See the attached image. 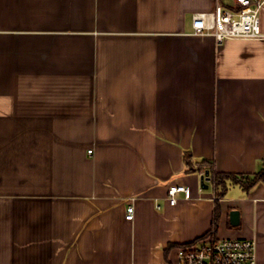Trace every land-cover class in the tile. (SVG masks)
Wrapping results in <instances>:
<instances>
[{"label": "crops", "instance_id": "1", "mask_svg": "<svg viewBox=\"0 0 264 264\" xmlns=\"http://www.w3.org/2000/svg\"><path fill=\"white\" fill-rule=\"evenodd\" d=\"M235 1L0 0V264H175L207 235L264 264V180L217 196L184 158L264 167V39L191 34Z\"/></svg>", "mask_w": 264, "mask_h": 264}, {"label": "built area", "instance_id": "2", "mask_svg": "<svg viewBox=\"0 0 264 264\" xmlns=\"http://www.w3.org/2000/svg\"><path fill=\"white\" fill-rule=\"evenodd\" d=\"M263 5L264 0H236L232 8L217 4L213 11L194 13L191 34L211 35L219 43L229 38L264 39L259 15ZM92 151L89 149L88 153ZM180 194L185 199L192 197L188 186L175 184L168 188L166 199L174 205ZM133 215L134 205L131 202L127 205L126 218L132 219ZM175 264H257L256 244L253 239L215 238L207 235L178 246Z\"/></svg>", "mask_w": 264, "mask_h": 264}, {"label": "trees", "instance_id": "3", "mask_svg": "<svg viewBox=\"0 0 264 264\" xmlns=\"http://www.w3.org/2000/svg\"><path fill=\"white\" fill-rule=\"evenodd\" d=\"M186 160V164H188L191 168L198 165L199 167H207V171L212 178V182L214 184L216 195L217 196H224L227 188H228V181H233L239 183L244 189H249L254 183L258 181L264 180V167L253 176L248 174H234L229 172H220L214 169L213 163L208 160H200V161H192L191 154L189 152L185 153L184 156ZM218 219V212L216 211L215 218H214V225L216 226Z\"/></svg>", "mask_w": 264, "mask_h": 264}, {"label": "water", "instance_id": "4", "mask_svg": "<svg viewBox=\"0 0 264 264\" xmlns=\"http://www.w3.org/2000/svg\"><path fill=\"white\" fill-rule=\"evenodd\" d=\"M208 175H209V172L206 171V172H205V175L202 176V178H201V179H202V185H203V187H205V188H206L207 186H206V184H205L204 181H205L206 179H208ZM238 215H239V214H238L237 211H233V212H232L231 216H232V221H233V222L236 223V222L238 221Z\"/></svg>", "mask_w": 264, "mask_h": 264}]
</instances>
